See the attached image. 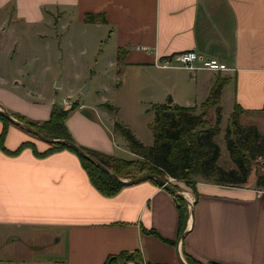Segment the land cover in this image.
I'll return each instance as SVG.
<instances>
[{
	"label": "crops",
	"instance_id": "crops-1",
	"mask_svg": "<svg viewBox=\"0 0 264 264\" xmlns=\"http://www.w3.org/2000/svg\"><path fill=\"white\" fill-rule=\"evenodd\" d=\"M0 9L11 10L26 29L45 24L55 13L65 32L74 22L95 33L105 28L110 64L154 73L158 95L153 105L200 111L219 83L218 100L206 110L208 126L216 123L217 112L231 115L236 107L243 125H255L264 115V0H0ZM87 16L104 22L87 23ZM188 51L229 70L156 67ZM182 71L189 73L188 80L176 73ZM25 97L29 100L1 88L0 106L16 121L23 117L38 124L49 119L54 105L62 106L32 102L34 93ZM100 105L89 106L87 113L79 105L67 117L76 146L141 160ZM3 128L0 264H104L109 257L115 259L112 264H264V190L256 187L255 177L241 187L197 180L196 194L177 183L185 202L180 225L175 196L154 180L105 197L75 153L56 149L37 155L52 146L0 120V134Z\"/></svg>",
	"mask_w": 264,
	"mask_h": 264
},
{
	"label": "rangeland",
	"instance_id": "rangeland-1",
	"mask_svg": "<svg viewBox=\"0 0 264 264\" xmlns=\"http://www.w3.org/2000/svg\"><path fill=\"white\" fill-rule=\"evenodd\" d=\"M59 24L55 13L54 17L45 19V24L30 25L31 29L21 28L11 10L0 9V89L23 98H26L25 93H34L35 97L31 101L35 103L53 101L62 105V99H66L69 106H77L76 112L78 106L83 105L85 109L81 113L89 112V106L101 104L102 110L109 114L114 123L128 129L144 146H151V109L158 95L154 73L110 64L113 52L109 46L105 47V28H102L101 33H95L91 27L84 28L74 22L65 32ZM176 73H180L184 80L189 79L188 72ZM58 82L60 86H56ZM189 99L192 100L191 96H188ZM258 121L257 127L264 133V115ZM229 123V113L220 114L221 129L216 137L221 149L218 163L226 168L232 165L224 142L225 129ZM115 138L120 139L116 133ZM263 171V165L253 163L249 181L254 177L256 180V175ZM194 180L205 181L199 176ZM169 183L185 185L173 179ZM186 188L191 191L189 187Z\"/></svg>",
	"mask_w": 264,
	"mask_h": 264
},
{
	"label": "trees",
	"instance_id": "trees-1",
	"mask_svg": "<svg viewBox=\"0 0 264 264\" xmlns=\"http://www.w3.org/2000/svg\"><path fill=\"white\" fill-rule=\"evenodd\" d=\"M85 21L87 23L104 22L103 18L94 16H87ZM121 59V53H119L117 62H121ZM220 88L221 84L218 83L213 89L210 99L200 106L199 113L194 108L153 105L151 109L153 120L149 125L153 138L151 146H144L128 129L115 122L113 130L122 136L130 152L141 160L126 161L79 147L117 176L118 179L112 178L78 154L72 147L64 144L55 143L51 145L52 149L37 155H45L56 149H67L75 153L83 169L87 172L91 184L105 197L116 195L121 188L126 186L127 184L122 181L123 179L132 178L130 180H133L146 174H153L165 180L171 178L174 181L184 182L195 194L196 181L194 178L196 176L207 183L220 186H244L251 173L253 163L258 162L264 167V133H261L256 125L241 124L240 114L242 110L236 107L230 115V123L225 129L224 135L225 148L232 165L227 168L219 165L221 149L216 142V137L220 134V113L217 112L216 125L209 127L206 120V110L208 106L217 102ZM72 105L67 110L54 105L49 119L41 124L28 122L23 117H18V120L45 137L75 144L65 125L67 117L77 107ZM0 120L3 123H11L3 112H0ZM4 137L5 128L0 134V146L3 144ZM24 146L22 145L18 151ZM154 182L161 186L159 182L155 180ZM255 185L264 190V171L256 175ZM172 186L178 190L176 185ZM174 196L178 203L179 222L182 225L185 221V208L183 207L185 202L181 196ZM125 258L130 260L132 257L126 256ZM123 259L124 255H120V260ZM135 260L141 263L138 256L135 257ZM112 263H115V259L109 257L104 264ZM191 264L199 263L191 261Z\"/></svg>",
	"mask_w": 264,
	"mask_h": 264
},
{
	"label": "built area",
	"instance_id": "built-area-1",
	"mask_svg": "<svg viewBox=\"0 0 264 264\" xmlns=\"http://www.w3.org/2000/svg\"><path fill=\"white\" fill-rule=\"evenodd\" d=\"M156 67L159 69H184L191 72L200 70L211 72H227L229 70L226 65L220 63L216 59L201 57L194 51L182 52L162 59L161 61L157 62ZM62 106H69V102L66 99H62ZM170 179L171 178H169L167 181ZM188 203L191 206L193 202L189 201Z\"/></svg>",
	"mask_w": 264,
	"mask_h": 264
},
{
	"label": "water",
	"instance_id": "water-1",
	"mask_svg": "<svg viewBox=\"0 0 264 264\" xmlns=\"http://www.w3.org/2000/svg\"><path fill=\"white\" fill-rule=\"evenodd\" d=\"M56 86H60L59 82L57 83ZM85 89L82 91L84 92ZM0 109L3 111L5 117L14 125H16L17 127L25 130L27 133L31 134L32 136H35L36 138H38L39 140L48 143L50 145H53L55 143H59V144H64L67 146L72 147L78 154H80L82 157H84L85 159H87L89 162H91L92 164H94L95 166H97L98 168H100L102 171H104L105 173H107L108 175H110L112 178L114 179H118L117 176H115L114 174H112L107 168H105L103 165H101L100 163H98L97 161H95L93 158H91L89 155H87L82 149H80L78 146H76L75 144L68 142V141H64V140H58V139H51L48 137L43 136L42 134H40L39 132L35 131L33 128H31L30 126L16 121L15 119H13L9 113H7L1 106ZM146 180H155L157 182L160 183V185L167 191H169L171 194L173 195H180L179 192H177L176 189L173 188V186L169 183V181L153 175V174H146V175H142L136 179L133 180H128V181H123L125 184L127 185H132V184H136L142 181H146ZM181 264H185L183 261H181Z\"/></svg>",
	"mask_w": 264,
	"mask_h": 264
},
{
	"label": "bare ground",
	"instance_id": "bare-ground-1",
	"mask_svg": "<svg viewBox=\"0 0 264 264\" xmlns=\"http://www.w3.org/2000/svg\"><path fill=\"white\" fill-rule=\"evenodd\" d=\"M185 196L191 199V197H190V196H188V195H186V194H185Z\"/></svg>",
	"mask_w": 264,
	"mask_h": 264
}]
</instances>
